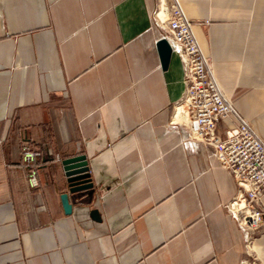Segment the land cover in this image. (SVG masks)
I'll return each instance as SVG.
<instances>
[{
  "label": "crops",
  "instance_id": "crops-1",
  "mask_svg": "<svg viewBox=\"0 0 264 264\" xmlns=\"http://www.w3.org/2000/svg\"><path fill=\"white\" fill-rule=\"evenodd\" d=\"M161 1L0 0V264H264V223L239 225L237 182L172 123L185 65L173 52L162 67ZM178 1L264 142V0ZM24 142L43 152L36 188ZM76 155L94 193H70L61 162Z\"/></svg>",
  "mask_w": 264,
  "mask_h": 264
},
{
  "label": "built area",
  "instance_id": "built-area-1",
  "mask_svg": "<svg viewBox=\"0 0 264 264\" xmlns=\"http://www.w3.org/2000/svg\"><path fill=\"white\" fill-rule=\"evenodd\" d=\"M161 10L165 12V19L158 18L166 29L164 37L185 65V94L174 108L172 123H185L195 141L212 148L221 166L231 173L239 188L237 198L229 206L230 212L242 228L257 232L264 223V211L261 209L264 142L234 102L223 93L208 58L199 46L192 21L180 2L172 0L166 4L161 1L157 12ZM225 120H230L233 126L227 128L225 136L221 137L218 126ZM21 151L29 168L27 181L31 188H36L38 172L33 165L43 152L32 148L29 142L22 144ZM244 264L257 263L252 260Z\"/></svg>",
  "mask_w": 264,
  "mask_h": 264
},
{
  "label": "water",
  "instance_id": "water-1",
  "mask_svg": "<svg viewBox=\"0 0 264 264\" xmlns=\"http://www.w3.org/2000/svg\"><path fill=\"white\" fill-rule=\"evenodd\" d=\"M157 48L162 67L166 70L169 67L173 54L172 46L169 41L163 37L157 42ZM61 164L67 177L70 193H94L95 183L92 178L89 160L85 155L69 157L64 159ZM61 199L64 205L65 213L68 215L71 214L73 206L69 202L68 194H63ZM92 218L96 221L101 220L97 210L93 211Z\"/></svg>",
  "mask_w": 264,
  "mask_h": 264
},
{
  "label": "bare ground",
  "instance_id": "bare-ground-1",
  "mask_svg": "<svg viewBox=\"0 0 264 264\" xmlns=\"http://www.w3.org/2000/svg\"><path fill=\"white\" fill-rule=\"evenodd\" d=\"M161 14H162V16H161ZM156 15L159 16L162 20L165 19V12L163 10H161L160 12H157ZM177 117H180L179 114L177 115Z\"/></svg>",
  "mask_w": 264,
  "mask_h": 264
},
{
  "label": "trees",
  "instance_id": "trees-1",
  "mask_svg": "<svg viewBox=\"0 0 264 264\" xmlns=\"http://www.w3.org/2000/svg\"><path fill=\"white\" fill-rule=\"evenodd\" d=\"M36 164V163H35ZM35 164L33 165V167L35 166Z\"/></svg>",
  "mask_w": 264,
  "mask_h": 264
}]
</instances>
